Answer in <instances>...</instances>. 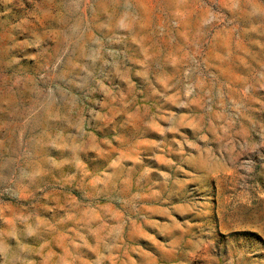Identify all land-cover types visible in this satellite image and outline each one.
Masks as SVG:
<instances>
[{
    "label": "rangeland",
    "instance_id": "1",
    "mask_svg": "<svg viewBox=\"0 0 264 264\" xmlns=\"http://www.w3.org/2000/svg\"><path fill=\"white\" fill-rule=\"evenodd\" d=\"M0 0V264H264V0Z\"/></svg>",
    "mask_w": 264,
    "mask_h": 264
},
{
    "label": "crops",
    "instance_id": "2",
    "mask_svg": "<svg viewBox=\"0 0 264 264\" xmlns=\"http://www.w3.org/2000/svg\"><path fill=\"white\" fill-rule=\"evenodd\" d=\"M147 5L153 0H145ZM174 7L173 14L181 18L194 17L197 13L209 15L210 7L204 0H164Z\"/></svg>",
    "mask_w": 264,
    "mask_h": 264
}]
</instances>
